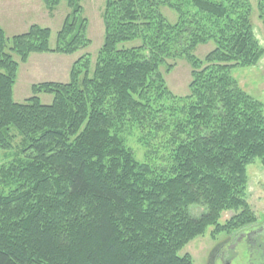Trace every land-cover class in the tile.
<instances>
[{"label": "trees", "instance_id": "trees-1", "mask_svg": "<svg viewBox=\"0 0 264 264\" xmlns=\"http://www.w3.org/2000/svg\"><path fill=\"white\" fill-rule=\"evenodd\" d=\"M42 1L49 12L60 2ZM64 1L54 48L49 29L8 39L0 28V149H11L13 130L26 155L0 167V264H193L179 252L208 228L230 236L255 225L246 168L264 167L263 106L230 75L263 56L247 0H106L93 70L84 56L68 83L33 85L17 104L13 56L25 63L89 45L81 0ZM207 42L214 48L198 60L192 52ZM179 58L191 68L184 97L161 72ZM129 128L149 160L125 144ZM191 206L205 212L192 218Z\"/></svg>", "mask_w": 264, "mask_h": 264}, {"label": "rangeland", "instance_id": "rangeland-1", "mask_svg": "<svg viewBox=\"0 0 264 264\" xmlns=\"http://www.w3.org/2000/svg\"><path fill=\"white\" fill-rule=\"evenodd\" d=\"M106 0H81L80 6L82 17L86 19L85 36L89 40L86 48L80 49L73 54L42 53L30 54L25 63H20L16 56L13 59L18 63L16 80L12 89V99L15 103H23L33 96L31 87L36 84L54 82L66 84L70 79V71L73 64L87 56L89 59L90 72L93 70L98 51L103 44L104 26L102 12ZM249 4V21L255 38L263 49V56L258 63L247 68H233L230 75L249 96L259 101L263 106L264 113V0H247ZM5 9L3 17V32L10 39L13 36L26 33L32 25L49 29V46L54 48L57 33L60 31L69 8L64 0L51 12L46 9L42 0H11ZM160 12L170 22L175 23L177 16L166 7H161ZM17 22V23H16ZM13 23V24H12ZM214 48L212 42L197 46L192 54L198 60H202ZM172 70L164 73L161 69L167 89L178 97L188 95L191 68L184 58L175 62ZM38 98L43 105L52 102V95L40 94ZM123 139L125 144L134 152L135 159L144 162L147 159L146 149L139 142L140 134L134 129H127ZM14 136L11 149H0V167L23 160L26 155L21 153L24 149L19 134L12 130ZM162 155H150V161L158 160ZM247 186L246 201L257 223L244 230L236 231L228 236L221 233L213 236L214 228L210 227L205 234L190 241L179 252L192 258L193 264H264V167L260 161L255 160L246 168ZM0 188H2L0 186ZM5 191L8 187L3 188ZM205 209L199 206H191L189 213L192 218H198ZM233 216L226 212L221 215V225Z\"/></svg>", "mask_w": 264, "mask_h": 264}, {"label": "crops", "instance_id": "crops-1", "mask_svg": "<svg viewBox=\"0 0 264 264\" xmlns=\"http://www.w3.org/2000/svg\"><path fill=\"white\" fill-rule=\"evenodd\" d=\"M10 2H11V0H0V26L4 25L2 23V20H3V17L6 15L5 9L10 5L9 4ZM1 28H3V27H1Z\"/></svg>", "mask_w": 264, "mask_h": 264}]
</instances>
